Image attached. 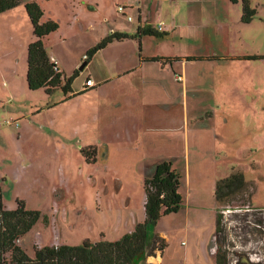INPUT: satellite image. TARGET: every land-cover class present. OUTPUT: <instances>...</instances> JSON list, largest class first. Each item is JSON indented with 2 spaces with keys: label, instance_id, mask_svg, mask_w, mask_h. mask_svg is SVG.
I'll use <instances>...</instances> for the list:
<instances>
[{
  "label": "rangeland",
  "instance_id": "374dc122",
  "mask_svg": "<svg viewBox=\"0 0 264 264\" xmlns=\"http://www.w3.org/2000/svg\"><path fill=\"white\" fill-rule=\"evenodd\" d=\"M31 1L43 20L58 24L45 43L65 75L73 76V92L87 88L89 78L88 91L67 99L60 89L49 95L28 89L26 52L33 35L24 4ZM249 2L256 10L249 23L241 20V2L231 0H22L0 14V189L7 209L21 200L39 212L18 240L30 257L34 245L115 241L144 221L148 175L139 138L155 130L152 125L157 131L168 124L143 119L142 102L133 94L137 75L106 81V62L114 72L123 59L129 61L131 43L113 40L87 57L111 33L138 25L141 16L152 29L162 24L166 37L149 41L146 51L195 58L188 76L213 105L212 117L205 110L202 116L211 120L216 139L210 157L192 158L190 177L182 170V207L161 217L149 239L166 233L163 264L184 262L188 247L203 264L204 258L215 263L211 248L220 213L225 231L217 242L226 264H264V0ZM134 42L138 58L142 49ZM232 170L243 173L247 189L240 200L219 206L214 181ZM140 258L135 263L146 264Z\"/></svg>",
  "mask_w": 264,
  "mask_h": 264
},
{
  "label": "trees",
  "instance_id": "16d2710c",
  "mask_svg": "<svg viewBox=\"0 0 264 264\" xmlns=\"http://www.w3.org/2000/svg\"><path fill=\"white\" fill-rule=\"evenodd\" d=\"M231 1L233 3L241 2V20L244 23H249L256 14V10L251 7L249 0ZM21 3L22 0H0V14ZM24 8L31 23L33 35L26 52L28 89H43L48 95L58 89L64 95L72 93L73 76L66 77L62 71L55 69V63L51 59L45 43V38L58 29V24L53 20H43L44 13L35 2H26ZM164 34L152 28L140 26L132 35L114 32L92 48L87 57L113 40L140 38L142 35L162 37ZM157 59L159 58H150V60ZM193 59L195 58H187V60ZM88 153L94 154L95 149L90 148ZM84 154L86 155V153ZM89 159L86 157L87 161ZM94 160L93 157L92 161L94 162ZM181 178V173L173 167L171 161L164 160L157 163L153 173L148 175L143 183L145 191L144 221L137 222L132 231L125 233L120 239L109 241L102 238L96 242L85 240L80 245L62 244L41 247L34 245L33 257L26 253L19 245L18 240L38 221L39 212L28 210L21 200L16 202L14 209H7L3 204L0 189V264H136L135 262L140 257L141 260L147 256H154L157 251L162 252L167 243L156 233H153V238L150 241L149 229L152 228L154 232L161 217L176 213L181 209L183 203L182 195L179 192ZM246 183L243 173L238 170L217 180L213 192L216 204L219 206L230 205V202L236 200L237 197L240 200L241 194L243 195L247 189ZM222 221V214L216 213L215 264H226L225 251L217 242L218 236L224 235L225 231Z\"/></svg>",
  "mask_w": 264,
  "mask_h": 264
},
{
  "label": "crops",
  "instance_id": "0c3cea01",
  "mask_svg": "<svg viewBox=\"0 0 264 264\" xmlns=\"http://www.w3.org/2000/svg\"><path fill=\"white\" fill-rule=\"evenodd\" d=\"M142 5L139 4V8H142ZM133 21L134 19L132 17ZM138 23V25L130 24L129 29H119V32L132 35L139 26L151 28L149 21L142 19L141 16L139 17ZM169 28L173 30L175 26L172 25ZM154 30L162 31V29L158 30V27ZM165 38L154 35H142L140 38L117 40L118 42L115 43H121L120 45L131 43V59L129 61L123 59L119 66H116L114 72H111L106 62L105 71L109 73L106 81L110 79L120 80L124 76L130 75V73L137 75L139 87L133 89V94L138 95L140 102H142L144 109L143 119L147 122L149 120L152 122L154 120L164 121V123L168 124L167 126L175 128L169 129L167 126H165L166 128H162L158 125L156 131V125H152L155 130L149 129L143 131V134H140L139 142L144 144L143 149L146 154L144 160L146 175L153 173L157 163L168 160L172 162L173 167L177 171L182 173L183 170L190 177V161L192 158L196 159L198 155L201 158L210 157V153H213L216 147L214 132L211 129V125H209L211 120L204 121L206 118L212 117L209 113L213 110V105L206 103L208 100L204 98V93L201 92L204 89L201 88L200 83L198 84L193 77L188 76L187 66L192 61L185 58L191 55L160 53L150 51V49L146 51L145 46L149 44V41L152 39L156 41L157 39L162 42ZM134 41L139 42V51L142 49V54L138 58H133ZM50 57L56 62L58 69L62 71L59 63L52 54H50ZM150 58L159 59L150 60ZM176 69L180 73L176 72ZM176 76H181V81L176 80ZM86 87L82 91H88V87L91 86ZM77 93L75 94L72 90V93L65 96L69 99L80 95ZM204 110L206 111L204 112L205 119L202 116ZM169 119H171V122ZM180 164H182V167ZM217 180L214 181V185ZM159 236L164 237L166 233L162 230ZM182 256L185 258L181 264H188V260L189 264L204 263L203 260L192 257L193 249L189 247L182 251ZM144 260L146 264H163V251H157L154 256H147ZM204 261L207 264H215L212 258H204Z\"/></svg>",
  "mask_w": 264,
  "mask_h": 264
},
{
  "label": "built area",
  "instance_id": "2783aa9c",
  "mask_svg": "<svg viewBox=\"0 0 264 264\" xmlns=\"http://www.w3.org/2000/svg\"><path fill=\"white\" fill-rule=\"evenodd\" d=\"M118 11L122 12V13H125V8L119 6L118 7ZM127 19H128V21H132V17L131 16H127ZM161 29H162V26H161V24H159L158 30H161ZM53 62L55 63V69L58 70L56 62L55 61H53ZM176 80L181 81V76H176ZM86 86H93L92 80L87 79L86 80Z\"/></svg>",
  "mask_w": 264,
  "mask_h": 264
},
{
  "label": "water",
  "instance_id": "95a60500",
  "mask_svg": "<svg viewBox=\"0 0 264 264\" xmlns=\"http://www.w3.org/2000/svg\"><path fill=\"white\" fill-rule=\"evenodd\" d=\"M84 64H85V62L83 63V65H84ZM83 65H82V66H83ZM82 66H81L80 68H82ZM215 250H216V246L212 247V248H211V253H214Z\"/></svg>",
  "mask_w": 264,
  "mask_h": 264
}]
</instances>
